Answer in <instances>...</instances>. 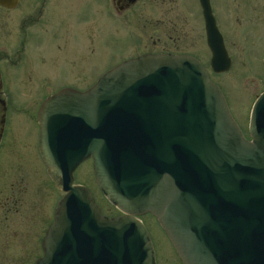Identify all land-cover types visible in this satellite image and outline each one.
<instances>
[{
  "label": "water",
  "instance_id": "obj_1",
  "mask_svg": "<svg viewBox=\"0 0 264 264\" xmlns=\"http://www.w3.org/2000/svg\"><path fill=\"white\" fill-rule=\"evenodd\" d=\"M209 65L230 66L203 10ZM0 100V133L4 115ZM38 151L62 195L33 264H156L139 216L151 215L181 264H264V90L245 137L219 87L185 54H141L83 91L47 96ZM91 158L104 215L73 171Z\"/></svg>",
  "mask_w": 264,
  "mask_h": 264
},
{
  "label": "flooded vegetation",
  "instance_id": "obj_2",
  "mask_svg": "<svg viewBox=\"0 0 264 264\" xmlns=\"http://www.w3.org/2000/svg\"><path fill=\"white\" fill-rule=\"evenodd\" d=\"M97 2L100 3L97 4ZM204 9L210 13L209 15L220 35L230 63L232 53L227 44L235 42V39L241 35L240 29H243L244 25L248 23L246 28L253 29L252 31L256 33L254 36L256 39L253 41L250 50L254 52V56L260 58V65L264 71V0H0V100L4 108L3 124L0 133V154H2L6 143L4 139L5 133L9 128L8 121L18 111V109L17 111L14 109V100L11 102L12 99L8 100L4 98L1 92L6 89L44 91L54 87L51 92L43 94L33 108L27 111L25 109L24 113L30 122L26 129L27 132L33 128L36 159L43 170L45 179L56 188L46 173V166L38 151V123L36 115L41 102L61 88L68 87L79 91L87 90L101 73L113 65L124 59L146 53L189 55L199 60L207 73L208 71L215 73L211 71L209 65L211 52L206 43ZM75 10L84 11L83 13H78L74 12ZM97 10H100L99 14H97ZM241 12L250 15L249 20L246 21L247 23H240L239 14ZM114 14L115 16L119 14L118 19L122 26L125 25L129 28L134 23L136 32L132 33L137 34H131L132 43L131 41L130 43L131 47H134L138 52L133 56L120 59L98 76L94 71L92 79L89 80L88 78L89 82L83 87L77 84H67V82L62 84L60 82L54 83L52 77L60 75V65L77 69L79 74H76L74 78L79 83L87 80L85 75L81 73L86 68L83 65L86 64L89 57H95L96 55L95 49L88 48V46L89 53L86 54L85 40L87 37L84 33L81 34L80 29L82 27H78V24L81 21L86 24L87 31L90 32L89 36L92 37L91 39L94 44L97 26L101 25L102 21L109 28V31L106 33L107 36L110 34L109 38L113 37L111 27L113 25L112 19ZM102 16L104 17L103 20ZM75 23L77 25L76 30L72 29V24ZM137 24L139 25V30ZM187 24L200 25L201 27L202 45L196 52L192 51V47L194 48V45L191 43L192 40L188 42L184 38V31L181 30ZM106 30L108 29L106 28ZM190 30L189 32L191 33L192 29L190 28ZM123 32H125V29ZM162 35L165 40H161L160 37ZM125 37L127 40L128 36L125 35ZM192 38L193 35H191ZM73 39H76L77 42L74 43ZM196 40L195 38L194 41ZM184 43L185 45H183ZM201 54L207 57L206 63L201 60ZM263 77L259 75L258 79L262 78L264 81ZM80 78H84V80ZM263 90L264 87L261 91ZM86 163L90 164L91 167V158L81 161L76 166L74 172L80 165ZM0 179H3L1 175ZM9 187L11 194L0 200V206L16 210V203L20 196V192L17 195L16 191H19L20 188L13 187L12 183ZM89 191L94 197L93 192L90 189ZM61 195L51 204L47 218L43 214L42 206L38 208V212L41 215L39 217L41 223L37 221L38 225L33 229L41 230L38 238L39 255L33 258L31 264L41 255V240L53 220L54 208ZM20 202L25 204L23 195L20 197ZM34 203L31 204V208L35 207ZM101 211L105 214L102 208ZM116 214H119V211L112 215Z\"/></svg>",
  "mask_w": 264,
  "mask_h": 264
},
{
  "label": "rangeland",
  "instance_id": "obj_3",
  "mask_svg": "<svg viewBox=\"0 0 264 264\" xmlns=\"http://www.w3.org/2000/svg\"><path fill=\"white\" fill-rule=\"evenodd\" d=\"M99 3L97 2V4ZM83 11L75 10L74 12L83 13ZM96 12L99 14L100 10ZM244 13L241 12L239 14L240 23H247L246 21L249 20L250 15ZM118 15L115 16L114 14L112 19L111 32L113 37L109 38L110 34L107 36L106 33L109 31V28L102 21V24L97 26L94 44L91 39L92 37L89 36L90 32L87 31L86 24L82 23V21L78 24V27H82L80 29L81 34L84 33L87 37L85 40L86 54L89 53L88 48L90 47L93 50L95 49L96 55L95 57H89L86 62L87 65H83L86 68L81 73L85 75L87 80L79 83L74 78L76 74H79L77 69L60 65V75L52 77L54 83L60 82L62 84L67 82V84H77L83 87L92 79L94 71L98 76L120 59L133 56L138 52L134 47H131V34H137L132 33L136 32L134 23L129 28L125 25L122 26ZM103 19L104 17L102 16ZM85 22L87 23V21ZM247 25H244V28L240 29L241 35L239 38L236 37L235 42L227 44L232 53L228 70L219 72L218 74L208 71L212 81L220 87L233 119L240 126L245 136L247 135L248 115L252 102L264 87L263 79H258L259 75L264 76V71L260 65V58L254 56V52L250 50L253 41L256 39L254 37L256 33L252 31L253 29L246 28ZM76 26V23L72 24V29L76 30ZM137 27L139 30L138 24ZM190 28L192 29L191 33L189 32ZM124 29L125 32H123ZM181 30L184 31V38L188 42L192 40L191 43L194 45L192 51L196 52L199 50L202 45L200 25L187 24ZM125 35L128 36L127 40ZM191 35H193L192 39ZM194 37L197 39L196 41H194ZM160 38L161 40H165L163 35ZM73 41L74 43L77 42L76 39H73ZM200 56L201 60L206 63L207 57L204 54ZM80 79L84 80V78ZM53 89L54 87L44 91L6 89L1 92L4 98L8 100L12 99L11 102L14 100V109L16 111L18 109V111L11 118L9 117V128L5 133L4 139L6 143L2 154H0V175L3 177V179H0V200L11 194L9 192V185L11 183L13 187L20 188L19 191H16L17 195L20 192V196L16 203V210L0 206V264H31L33 258L39 255L38 238L41 230L33 229L38 225L37 221L41 223L39 221L41 215L38 212V208L42 206L43 214L47 218L51 204L62 193L56 189L57 187L54 188L43 175V170L36 159L34 151L33 128H31L32 132L31 129L27 132L26 129L30 122L24 113L25 109L27 111L33 108L43 94H47ZM73 178V183L83 184L93 192L97 203L106 215H112L118 211L100 194L93 180L90 164L80 165L74 172ZM22 195L25 198V204L20 202ZM33 202H35V207L31 208ZM140 219L150 234L156 264H181L155 219L149 214H144Z\"/></svg>",
  "mask_w": 264,
  "mask_h": 264
}]
</instances>
